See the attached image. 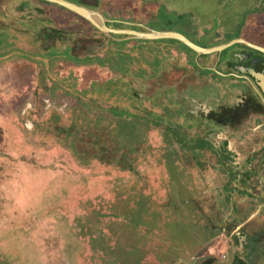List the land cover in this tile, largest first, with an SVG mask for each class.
I'll return each mask as SVG.
<instances>
[{"label": "rangeland", "instance_id": "obj_1", "mask_svg": "<svg viewBox=\"0 0 264 264\" xmlns=\"http://www.w3.org/2000/svg\"><path fill=\"white\" fill-rule=\"evenodd\" d=\"M102 1L115 31L146 20L231 39L247 21L235 2ZM72 14L0 0V264H200L209 247L229 264L226 239L237 247L243 230L258 245L264 114L221 128L178 112L168 88L142 85L134 40Z\"/></svg>", "mask_w": 264, "mask_h": 264}, {"label": "flooded vegetation", "instance_id": "obj_2", "mask_svg": "<svg viewBox=\"0 0 264 264\" xmlns=\"http://www.w3.org/2000/svg\"><path fill=\"white\" fill-rule=\"evenodd\" d=\"M36 1L44 5L51 4L46 0ZM66 1L97 12L106 20L105 25L108 29H111L114 24H119V21L114 20V17L110 20L105 13L96 9L98 0ZM220 1V5L225 4L227 7L231 2H235L234 6L231 4L229 7L231 11L235 10L234 7H240L238 12L247 19L244 25L234 29V38L229 39L228 36L230 35L228 34L223 36L220 31H217V28L213 33H208L207 31L210 30L199 32L189 31L185 28L168 29L165 25L150 26L146 20L142 22L143 18L141 20L142 24L139 26L132 23L126 25L133 30L131 32L141 34L148 35L152 31L178 34L202 49L223 46L236 41L221 51L199 55L187 45L173 38L139 39L132 34L125 33L122 34L126 37L125 40H115L112 36L121 34H110L108 36L113 42L117 43L126 40L132 42L134 40L133 45L140 48L141 74L143 77L141 83L146 90H148V87L168 88L163 89L161 94L166 93V96L171 97V103L176 106L178 112L182 107L187 106V112L192 116L198 117V114H202L201 118L208 123L213 122L221 128H226L229 125L223 122L228 121V117L238 119L248 113L264 114V0ZM104 3L112 6L110 0L101 2L102 5ZM108 10L114 14V10L111 11L109 8ZM72 15L80 19V22H84L88 29L99 31L82 17L74 13ZM55 34H60V32ZM211 42L219 43L209 46ZM127 56H129L128 59H131L130 53L126 55V58ZM214 86L219 87L220 96L222 95V97L218 98L219 92L216 89L214 90ZM228 87L232 88L229 89ZM170 92L172 93L169 95ZM214 92H216L215 95ZM228 92L230 95H228ZM229 97H232V99ZM201 98L204 99L205 104L202 105L204 109L196 111L195 104L202 102L200 101ZM180 102L185 104L181 107ZM230 102L233 105L231 107L227 105ZM258 125L257 129H260L262 125ZM198 142L200 143L198 145L209 147L206 143H201L199 140ZM218 231L225 234L227 228ZM237 234H241L236 240L238 242L237 247L234 246L232 239H226L225 241L224 251L227 252V255L229 254L227 257L229 259L228 263L256 264L253 262L254 255L261 256V260L264 261V255L258 252L260 247H264V239L258 242L257 245V242L251 243L248 234L243 230ZM261 236L264 237V234ZM211 249V247L206 248V254L200 256L203 257L200 264L220 263L216 261L217 258L211 252ZM192 260H194V256H191L188 262Z\"/></svg>", "mask_w": 264, "mask_h": 264}, {"label": "water", "instance_id": "obj_3", "mask_svg": "<svg viewBox=\"0 0 264 264\" xmlns=\"http://www.w3.org/2000/svg\"><path fill=\"white\" fill-rule=\"evenodd\" d=\"M48 2H51L53 4H56L82 18H84L85 20H87L88 22H90L92 25H94L99 31L110 35V34H132L134 36H136L139 39H164V38H173L175 40H178L180 42H182L183 44L187 45L189 48H191L192 50H194L197 54H209V53H213L215 51H221L222 49H224L225 47L235 43L236 41H233L227 45H223V46H217L214 48H210V49H202L200 47H197L195 45H193L192 43H190L189 41H187L184 37H182L181 35L178 34H174V33H164V32H156V31H152L150 34H141L138 32H126V31H114L111 29H108L105 25V19L103 17H101V15H99L98 13L88 10L86 8H82L79 6H76L66 0H46Z\"/></svg>", "mask_w": 264, "mask_h": 264}, {"label": "trees", "instance_id": "obj_4", "mask_svg": "<svg viewBox=\"0 0 264 264\" xmlns=\"http://www.w3.org/2000/svg\"><path fill=\"white\" fill-rule=\"evenodd\" d=\"M228 121H224L223 123H225L226 125L228 124L229 126H233L234 124L232 123V121H233V119L231 118V117H228V119H227ZM174 131L173 129H172V127L171 128H169L168 129V131ZM226 174H228L229 176L231 175V172H230V170L227 168L226 170Z\"/></svg>", "mask_w": 264, "mask_h": 264}, {"label": "crops", "instance_id": "obj_5", "mask_svg": "<svg viewBox=\"0 0 264 264\" xmlns=\"http://www.w3.org/2000/svg\"><path fill=\"white\" fill-rule=\"evenodd\" d=\"M140 22V21H139Z\"/></svg>", "mask_w": 264, "mask_h": 264}]
</instances>
